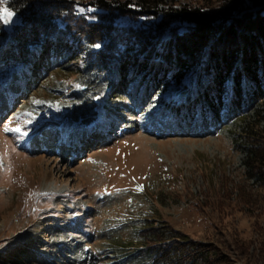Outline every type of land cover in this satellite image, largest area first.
I'll use <instances>...</instances> for the list:
<instances>
[{"label":"rangeland","instance_id":"rangeland-1","mask_svg":"<svg viewBox=\"0 0 264 264\" xmlns=\"http://www.w3.org/2000/svg\"><path fill=\"white\" fill-rule=\"evenodd\" d=\"M33 59L14 68L0 54V264H133L109 253L148 215L218 243L235 264H264V210L241 202L255 193L235 147L241 118L207 134L166 117L150 125L116 80L43 74Z\"/></svg>","mask_w":264,"mask_h":264},{"label":"trees","instance_id":"trees-1","mask_svg":"<svg viewBox=\"0 0 264 264\" xmlns=\"http://www.w3.org/2000/svg\"><path fill=\"white\" fill-rule=\"evenodd\" d=\"M178 2L7 0L16 22L5 29L0 21V54L9 67H29L34 57L30 65L43 74L90 69L116 80L115 94L142 109L150 125L166 117L168 126L207 134L241 118L235 147L255 189L241 202L264 210V0ZM133 228L134 238L116 245L111 257L133 264H235L218 243L193 240L154 215L138 218Z\"/></svg>","mask_w":264,"mask_h":264},{"label":"snow or ice","instance_id":"snow-or-ice-1","mask_svg":"<svg viewBox=\"0 0 264 264\" xmlns=\"http://www.w3.org/2000/svg\"><path fill=\"white\" fill-rule=\"evenodd\" d=\"M7 5V0H0V21H10L14 15L13 11H11L8 7H6ZM96 47H99V45H96ZM34 103H39V101H33ZM19 119V118H17ZM31 121H29L30 123ZM4 132H16V133H20L21 135H27V132L23 131L21 127L17 126V127H9V126H5L3 128ZM142 190V189H139Z\"/></svg>","mask_w":264,"mask_h":264}]
</instances>
